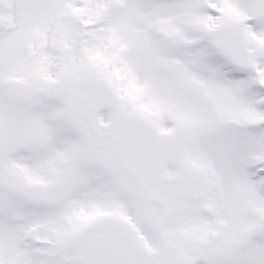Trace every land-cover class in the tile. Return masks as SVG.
Returning a JSON list of instances; mask_svg holds the SVG:
<instances>
[{"label": "snow or ice", "instance_id": "1", "mask_svg": "<svg viewBox=\"0 0 264 264\" xmlns=\"http://www.w3.org/2000/svg\"><path fill=\"white\" fill-rule=\"evenodd\" d=\"M0 264H264V0H0Z\"/></svg>", "mask_w": 264, "mask_h": 264}]
</instances>
